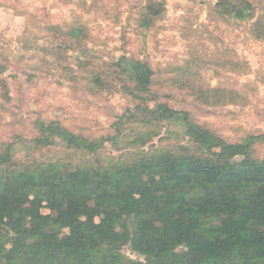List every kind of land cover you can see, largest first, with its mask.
Segmentation results:
<instances>
[{
	"label": "trees",
	"instance_id": "trees-1",
	"mask_svg": "<svg viewBox=\"0 0 264 264\" xmlns=\"http://www.w3.org/2000/svg\"><path fill=\"white\" fill-rule=\"evenodd\" d=\"M215 7L241 22L256 14L251 0ZM145 10L149 29L165 6ZM107 65L89 67L93 86L121 83L134 106L113 133L91 139L37 120L35 137L0 143V264H264V133L228 141L154 90L150 61L124 54Z\"/></svg>",
	"mask_w": 264,
	"mask_h": 264
},
{
	"label": "rangeland",
	"instance_id": "rangeland-1",
	"mask_svg": "<svg viewBox=\"0 0 264 264\" xmlns=\"http://www.w3.org/2000/svg\"><path fill=\"white\" fill-rule=\"evenodd\" d=\"M157 1L165 11L144 29L148 0H0V143L35 137L37 120L91 139L113 133L132 97L121 83L94 87L89 67L106 72L124 54L150 61L154 90L228 141L264 133V38L255 32L264 0H251L256 14L244 22L219 13L217 0ZM78 27L80 43L68 36ZM256 148L263 158L264 143Z\"/></svg>",
	"mask_w": 264,
	"mask_h": 264
}]
</instances>
